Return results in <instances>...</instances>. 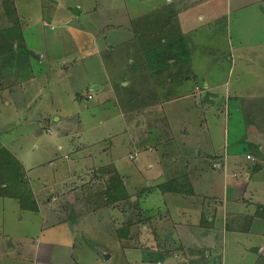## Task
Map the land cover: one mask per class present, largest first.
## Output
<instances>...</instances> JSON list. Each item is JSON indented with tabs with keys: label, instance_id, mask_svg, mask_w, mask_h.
Returning a JSON list of instances; mask_svg holds the SVG:
<instances>
[{
	"label": "rangeland",
	"instance_id": "rangeland-1",
	"mask_svg": "<svg viewBox=\"0 0 264 264\" xmlns=\"http://www.w3.org/2000/svg\"><path fill=\"white\" fill-rule=\"evenodd\" d=\"M14 1L21 38L0 34L12 45L9 53H0V68L7 72L0 76V145L27 169L42 212L23 210L17 200L0 196V264H264V251L250 250L252 245L264 246L258 217L253 222L245 218L257 201L264 202V163L245 193L255 203L231 200L232 191L223 189V169L206 167L209 173H200L205 167L186 170L171 165L166 175L153 179L156 174L137 168L147 154L131 159L130 145L122 147L123 155L116 161L130 194L182 177L184 182L188 179L185 184L193 180L200 195L165 194L155 188L139 201L130 197L117 207L109 206L103 182L95 174L116 155L111 151L120 152L115 145L128 144L137 130L123 126L113 95L97 94L95 86L106 79L108 70L124 64L123 57H139L129 41L133 34L140 35L138 27L147 28L145 34L153 35L154 43L166 33L163 38L183 42L190 51L184 86L175 84L170 93L159 95L171 100L197 85L202 89L200 95L165 104L164 113L174 127L189 122L188 129L202 145L211 139L213 150L222 154L238 149L245 156L251 151L240 139L255 135L247 131L246 111L257 113L264 103V0H26L33 10L36 1L43 3L42 15L26 12L24 0ZM54 10L58 18L75 15L80 25L82 20L93 26L92 37H78L79 31L65 27L64 20L57 19L56 26L49 19ZM76 20H71L72 27L79 25ZM40 53L45 61L39 60ZM176 148L184 146L177 141ZM199 173L204 176L200 184ZM73 181L86 195L84 199L77 191L80 198L74 194L73 204L77 211L88 209L86 214L74 210L68 215L72 196L64 192ZM204 183L219 184L213 191ZM51 197L56 201L48 202ZM216 197L223 203L216 204ZM232 208L244 216L234 221L227 215ZM250 226L253 234L246 235ZM43 245L47 247L42 257L38 249ZM165 245L171 250L167 256ZM146 259L157 261L144 263Z\"/></svg>",
	"mask_w": 264,
	"mask_h": 264
},
{
	"label": "crops",
	"instance_id": "crops-1",
	"mask_svg": "<svg viewBox=\"0 0 264 264\" xmlns=\"http://www.w3.org/2000/svg\"><path fill=\"white\" fill-rule=\"evenodd\" d=\"M31 3H32L31 1H26V0L22 2L26 12L35 13V14L41 13V15L42 13H44L40 1H36L35 10L31 9L30 6ZM27 5L30 6V8H28ZM79 9L81 10V8ZM54 11L49 17V19L50 21H55L57 23L55 24L56 26L59 25L58 20L59 21L64 20L65 22L67 21L65 27H67L68 29L79 31V33L76 32V35L78 37L80 33L88 34L89 36L92 37V29L94 28L93 26H89V24L83 25L82 20L81 21L79 20L81 22L80 25V23L76 20V17H74L75 15L58 18L57 17L58 14H56V11L55 12ZM81 12L82 11L76 13L77 15H81ZM71 20L72 21L76 20L79 25H77V27H72ZM87 20L91 21L94 20V18L89 17L87 19L85 17V21ZM158 29L161 30V27H159ZM138 30L140 32V35L133 34V36H131L129 41H131L135 45L134 50L139 51L140 53V54L138 53L139 57L131 56L132 59L130 61L125 57H123L122 62L124 64H121L118 70H111V71L108 70V72H106L105 74L106 79L104 81L101 80L100 84L95 86L97 94L113 95V98L115 99V102L119 107L117 110L118 112L117 118L123 123V126L130 125L132 128L137 130L132 135V139L129 141L128 144L120 143L119 145H115L118 148L116 150H120V152L111 151V154L116 153V155L113 157L111 156L112 159L109 162H104L102 165H100L97 168L110 166L115 168L116 171L119 173V171L117 170L118 169L117 166L119 165L116 163V161L121 155H123V153L121 152L122 147L130 145L133 146L134 148V150L129 151L128 154L131 159H134L137 156V153L140 152H144L147 154L146 157H143L142 160H139L137 168L139 169L140 172H142L143 171L142 167H144L146 171H148L149 173L156 174L157 177L153 179H157L163 175H166L167 170L170 168L171 165H176L180 167L182 166L186 168V170L189 169L191 170V168L196 170L199 169V166L203 167V169L205 167V171L200 170L201 171L200 173L206 171L207 173H209V170H207L206 167L212 169L213 171H215L216 169H223V174H222L223 189L224 191H227V193L230 190L232 191L231 200H235L236 202H242V203H246V202L255 203V201L252 200V196L247 197L245 196V193L248 190V186L250 185L252 176L257 171L260 170V168L262 167L261 163H264V103L260 106V108L255 109L257 110V113L254 112L248 113L246 111V115L250 117L247 131H250L252 129V132L255 133V135L249 136V138L246 139H240V141L242 142L244 141L245 143L247 142V144L249 145L248 149L251 150L247 152L245 156L241 152H239L238 149L237 150L232 149L231 151L225 150L223 151V154L220 153V151H215L213 150V147L210 145V143L212 142L211 139H209V142H207L209 145L207 144L202 145L201 140H198L197 136L191 133V131L188 129L189 122H187L186 125H181L182 128L178 124L176 125L180 127H176V126L174 127L173 125L174 123L172 122V120H170L168 116L165 115L164 113L165 104L170 105L174 102L182 101L190 97V94L200 95L202 93V89L200 90V87L197 85L193 90H190L188 92H182L181 96L177 98L171 100L164 99V97L159 98V95H165L167 93H170L172 89L171 87H173L175 84H177V88L184 86V82L182 80L184 77L183 72L190 67L189 66L191 63L190 51L187 48H185L183 42H178V40L173 41V39L171 38L169 39L163 38L168 36L166 33H164V36H161L162 40H160V43H154V41H151L153 35L151 36V38H149V34H145V30L140 31L139 27ZM157 35L159 36L158 32ZM43 38H44L43 40H47V41L49 40L46 39L44 35ZM53 40L56 42H60V39H58V36L56 35H54ZM91 42L92 39H89L88 44ZM124 44H131V43L125 42ZM144 44H148L149 47H145ZM161 46L165 48L164 49L158 48ZM40 54L41 55L38 57L39 60L41 59V61H45L44 55L42 53ZM71 57H73L74 59V55ZM6 73L7 72L4 69L0 68L1 77H4ZM173 78H177L178 81H176V83H171V79ZM206 86H209V84L206 83ZM41 91L45 92L43 86ZM117 94L120 95L117 96ZM121 94L124 95L123 99H121ZM87 97L88 99H92L94 96L93 94L89 93ZM172 109L174 108L170 107V110ZM59 120L60 119L57 118V121ZM46 127L49 128L50 123L47 124ZM177 128H181V129L178 130ZM177 141L180 142V144H183L184 149L182 148L180 150L176 148ZM165 145L168 146H166V149L162 152V149L164 148ZM187 146L189 147L187 148ZM258 159L262 160V162H258ZM250 161H252V163H250ZM91 170H93V168L90 169L89 172ZM200 173H199V178H197L199 179V181L197 180L199 184L200 182H202V179L204 177V176L203 177L200 176ZM239 175L243 179H239L238 178ZM65 178L69 179L70 176L69 177L66 176ZM82 179L83 181L87 180V178L85 177H82ZM165 182H166L165 180L158 181L156 184H154L156 186L155 188L156 189L158 188L161 191L160 185H162ZM190 182L192 184L193 180H191ZM75 183L76 182L73 181V183L68 185L65 188V192H64L66 193L64 194V196H68V195L72 196V198H70L71 201L68 200L69 198H67V201L71 202L70 206H72L71 208H68L69 211L68 215L71 214L74 210H76L77 213L81 212L83 214H86L88 212V209L83 208L82 211H77L76 205L73 204V199L77 197L80 198L79 195L84 196L85 198L84 197L83 198L86 199V195L81 194V192L79 191V189L81 188H79V185ZM204 184L208 185V189H213L214 191V188H218L217 186L219 183H204ZM148 186L151 185L149 184ZM155 188L152 187L140 188L139 190L145 189L144 190L145 192L140 193L139 196L137 193L136 194L132 193L131 195H133L132 197L134 199H137L139 201L142 198H144L147 194H150L151 190L152 191L155 190ZM192 188L194 189L195 194L193 195L181 194V195L199 196L200 194H197V189L195 184L194 185L192 184ZM77 191L79 195L77 194ZM169 192H164V193L166 194ZM34 193L36 194V192ZM74 194L77 195V197H74ZM134 195L136 196L134 197ZM208 197H210V195H208ZM51 198H48V202L56 201L55 197H51ZM205 198L207 197L205 196ZM213 200L216 204L223 203L222 200H220L217 197L214 198ZM228 200L229 199H227V201ZM255 204L256 206L254 212L249 213L250 215V216L248 215L249 217H245L248 220H251L252 222L256 220L255 219L256 211L258 208H260V206L264 205V202L257 201ZM38 207H39L38 213H41L42 208L40 206V203H38ZM52 210L55 211L56 208H53ZM227 215L233 217L232 219L234 220L238 216H244V213L240 209L237 210L236 208L234 209L232 208L231 212L227 213ZM256 217H258L259 220V224L257 225V230L262 236H264V218L259 216ZM238 219H240V217H238ZM251 227L253 226L247 227V229L244 230V233L246 235L253 234ZM46 247L47 245H43L38 249L39 255H41L42 257L43 255H45ZM163 249L165 250L163 254L166 256L171 251L169 247L168 248L166 247V245L163 247ZM207 249L212 250L209 247H206V250ZM251 249L252 250L261 249L263 252L264 246H262V244L252 245L250 246V250ZM153 251L160 252V250H153ZM41 252L42 254H40ZM186 252L187 250L184 251V254ZM209 253L211 252L209 251ZM151 261L150 259L148 260L146 259L143 262L147 263ZM158 263L168 264V262L162 263L161 261H158Z\"/></svg>",
	"mask_w": 264,
	"mask_h": 264
},
{
	"label": "trees",
	"instance_id": "trees-1",
	"mask_svg": "<svg viewBox=\"0 0 264 264\" xmlns=\"http://www.w3.org/2000/svg\"><path fill=\"white\" fill-rule=\"evenodd\" d=\"M43 7V3H42ZM20 20L17 16V6L14 0H0V34L10 36L14 40L19 39ZM15 32V36L12 33ZM12 40V39H11ZM14 40H12L14 42ZM11 41L0 36V53H9L12 50ZM1 55V54H0ZM96 180L102 181L106 204L109 206H119L120 201L129 199L132 195L125 186V180L121 178L115 168L102 167L95 170ZM95 179V177H94ZM100 179V180H99ZM182 177H175L171 181H166L160 185L162 192H174L180 194H195L192 184H185ZM141 189L137 192H145ZM110 195V196H109ZM0 196L12 198L18 201L23 210L38 212V202L35 193L31 188L27 169L22 162L4 145H0ZM259 209V210H258ZM255 216L264 218V205L260 206Z\"/></svg>",
	"mask_w": 264,
	"mask_h": 264
}]
</instances>
